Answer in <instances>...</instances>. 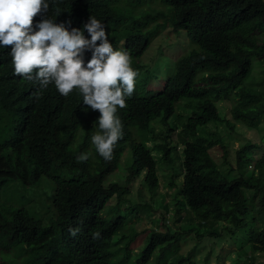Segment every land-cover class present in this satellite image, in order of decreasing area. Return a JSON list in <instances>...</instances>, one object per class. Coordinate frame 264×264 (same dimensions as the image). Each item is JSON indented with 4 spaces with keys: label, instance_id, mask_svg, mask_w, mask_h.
Masks as SVG:
<instances>
[{
    "label": "trees",
    "instance_id": "1",
    "mask_svg": "<svg viewBox=\"0 0 264 264\" xmlns=\"http://www.w3.org/2000/svg\"><path fill=\"white\" fill-rule=\"evenodd\" d=\"M45 14L74 27L95 15L113 48L122 46L140 74L117 110L122 134L112 158L92 149L77 162L75 156L91 147L98 111H84L75 89L64 97L50 84L37 98V85L14 74L8 48H0V264H197L191 252L181 251L192 235L222 240L224 233L246 229L253 254L240 248L246 256L241 264H258L255 254L264 257V133L259 145L241 144L236 167L218 162L206 142L221 144L226 158L227 145L209 126L224 122L235 130L241 122L254 129L264 116V0H50ZM168 27L184 32L189 46L163 86L150 88V65L136 60ZM219 102L230 104L228 123ZM180 103L188 106L184 114L178 113ZM158 122L164 131L155 132ZM127 153L126 179L108 182ZM158 160L173 169L172 213H184L173 217L175 228L165 223L169 205L161 217L154 207ZM140 176L149 200L132 201L126 195ZM43 178L54 183L46 222L16 201L2 203L6 186L40 187ZM143 214H152L156 225L135 249Z\"/></svg>",
    "mask_w": 264,
    "mask_h": 264
},
{
    "label": "clouds",
    "instance_id": "2",
    "mask_svg": "<svg viewBox=\"0 0 264 264\" xmlns=\"http://www.w3.org/2000/svg\"><path fill=\"white\" fill-rule=\"evenodd\" d=\"M49 2L0 0V48H8L13 73L37 85V98L50 84L64 97L75 89L87 106L84 111H98L97 130L89 137L91 147L75 160L86 161L92 149L110 160L122 134L117 110L132 95L137 72L127 52L113 48L105 24L95 15L90 14L82 27H74L70 20L48 17Z\"/></svg>",
    "mask_w": 264,
    "mask_h": 264
},
{
    "label": "rangeland",
    "instance_id": "3",
    "mask_svg": "<svg viewBox=\"0 0 264 264\" xmlns=\"http://www.w3.org/2000/svg\"><path fill=\"white\" fill-rule=\"evenodd\" d=\"M125 8L122 6H118L116 8L117 12L122 13ZM188 40L185 36L184 32L180 34H176L169 27L153 41L151 47L147 50V52L141 57V59H137L136 61L148 63L150 71L148 75L151 76L150 79V88H160L163 86L165 81L170 75L172 70L173 62L178 55L185 52L188 49ZM119 49H122L120 46ZM131 62V61H130ZM261 66L258 63H255L254 75H261ZM137 72V76H139V71ZM218 106L221 110L222 116L228 120H232L231 112H230V104L225 102H219ZM187 105L184 103H180L177 106V110L179 114H184ZM186 115V114H185ZM174 118L171 119V123ZM155 132L164 131V127L160 122L154 123ZM210 130L215 132V138H221L223 144L227 145L228 148V156L223 158V148L221 144L215 143L213 145L212 142L207 141L206 145L210 148L211 153L217 159L218 162H230L234 167H236V151L241 147V144L244 142H249L251 140L254 143L261 142V136L264 133V116L260 119L257 128H250L244 125L241 122L236 123V129L230 130L226 123L221 122L217 127L210 125ZM163 128V130H162ZM135 134L137 136H141V138L146 137V141L148 140L147 134H141L139 131L135 130ZM219 138V139H220ZM213 140V138H212ZM149 146H153L154 142L149 139L147 142ZM182 146H180L181 150ZM257 152V151H256ZM130 160V154L127 153L123 159V163L120 166L119 170L111 174L108 178L109 181H124L128 175V165ZM161 166H159V175H160V187L157 194L154 197V207L157 209V216H162L164 212L165 204L169 205V213L165 211L166 222L169 223L172 228H175L178 222H173V217L183 216L184 213H172L175 206L172 203V197L176 192V186L171 185V178L173 169L170 168L168 163H165L161 160H158ZM228 165V164H227ZM175 166V163L174 165ZM183 180V176H179L177 178V184L181 185ZM49 181V183H48ZM51 183V184H50ZM143 177L140 176L132 181L130 186L132 187V191L128 192L126 197L132 201L142 202L143 200H149V197H145V192H143ZM42 184L40 187L36 186H23L20 183H15L10 186H6L1 195L2 203L13 204L14 201L17 203V206H25L27 209L33 211L36 216L41 218L44 222H46V217L50 215V211L48 210V201L47 199L51 197L54 193V183L50 182L47 178H43L40 182ZM39 184V185H40ZM48 184V185H47ZM16 185V186H15ZM115 203V200H112ZM53 208V207H52ZM54 212V208H53ZM154 216L144 215L142 219L138 222V236L135 242L132 244V247L137 249L139 245L143 243V240L147 237L150 228L154 227L156 223L153 222ZM159 231H164L165 227L158 226ZM247 230V229H246ZM246 230H240L237 232L236 236H233L229 233H224L222 240H213L210 237L205 236L203 239L196 240L194 235H192L189 240L182 246V253L191 252L195 257L197 264H241L245 260V255L239 254L240 248H246L248 254L252 253L251 245L248 241L249 232ZM198 241V243H197ZM241 258H239V255ZM256 259L258 264H264V257L259 253H256Z\"/></svg>",
    "mask_w": 264,
    "mask_h": 264
}]
</instances>
